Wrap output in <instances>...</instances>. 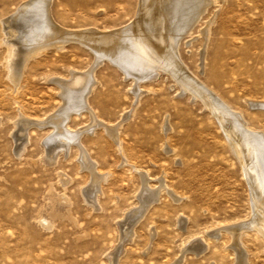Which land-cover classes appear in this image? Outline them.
<instances>
[{"label":"rangeland","instance_id":"1","mask_svg":"<svg viewBox=\"0 0 264 264\" xmlns=\"http://www.w3.org/2000/svg\"><path fill=\"white\" fill-rule=\"evenodd\" d=\"M22 1L0 0V264H111L115 251L112 264H173L178 259L179 264H236L245 252V263L264 264V237L251 227L239 228L253 214L250 185L202 102L182 92L166 70L142 79L143 93L136 100L133 81L117 59L101 58L72 37L59 49L50 45L23 60L13 83L4 42L9 27H2ZM171 1L50 0L49 14L68 30L109 31L138 20L135 27L154 42L150 34L163 22L164 34L181 35L177 52L186 72L240 111L250 127L264 132V107L248 105L264 104V0H215L196 21L185 1ZM11 25L20 42L28 28L22 21ZM97 59L103 60L94 67L96 85L88 104L96 118L118 127L116 136L102 126L81 134L96 172L106 174L92 192L93 174L81 166L78 146L62 137L73 136L67 129L89 127L91 114L71 108L66 118L62 107L78 98L61 97L58 80L68 79L72 69L87 70ZM124 111L131 113L122 119ZM160 182L164 189L158 188ZM144 187L147 194L155 187L160 191L155 188L158 198L137 218ZM44 217L50 226H44Z\"/></svg>","mask_w":264,"mask_h":264},{"label":"bare ground","instance_id":"2","mask_svg":"<svg viewBox=\"0 0 264 264\" xmlns=\"http://www.w3.org/2000/svg\"><path fill=\"white\" fill-rule=\"evenodd\" d=\"M172 1L170 3H172ZM177 1H182V0H177ZM183 1H185V3H187L190 6V8H188V9H190V11L194 13V21H196L195 19H197V17L199 15H201V13L203 11H205L206 7L209 4H211L212 2H215V0H183ZM51 2H50V0H25V1H22V2H20V5L18 4L19 6H17L15 11L13 13L10 12L11 14L3 20L4 25L2 28L6 31V28L8 29V27H9V30L6 31V33H9V36L6 38L4 37V42L7 44V48H8L7 68L10 71L9 76L12 78V79L10 78L11 81L12 80L14 82L18 81L17 79L19 78L18 77L19 66L21 65L23 60L29 61V59H28L29 57H32V56L34 57V55L36 56V54L38 55V53L42 49H44L50 45H52V46L54 45V47L56 46L57 49H59L62 46V42L64 41V39H66L67 37H70V39H71V37L76 38V39H79L80 41L86 43L87 45H89V47L91 49L96 51L98 54L101 53V58H102V55H104V56H109L113 60L117 59L116 61H118L119 65H121L122 69L124 70V73L126 75H129L130 77L129 76L128 77L131 78L133 81V83H132L133 85L130 88H131L134 96L136 97V100H137L139 94L143 93V92H141V89H140L141 87L139 86V82L142 79L147 78V77L152 78L153 76L155 77L156 74H158L160 71H163V70L168 71L172 75V78L174 77V79L178 82L177 84H179L182 92H188L193 99L198 98L202 102L203 106L206 107L209 110V112L217 120V122H218L220 128L222 129V132H223V134H224V136H225V138H226V140H227V142H228V144L232 150V153L238 159L240 166H241V169L243 171V175L245 176V178H246V180H247V182L251 188L250 192H251V204H252L253 214L251 215L252 217L250 219H247L246 221H242L239 228L241 230L242 227H244V226H248V228L251 227V228L255 229L257 232H259L264 237V132L260 131V130H255L252 127H250L247 120L244 118L243 114L240 111L235 110L230 104H228L224 99H222L214 90H212L211 88L206 86V84H204L201 80L196 78V76L190 75L189 72L188 73L186 72V70L182 66L183 62L181 63L182 60L179 57V53L177 52V45L179 42L178 40H179V37L181 35L179 37H174V35H172V34L168 36V35L164 34L163 31H161L162 27H163V30H164V28L166 30V27H164L163 22H162V21L165 22V20H164V18H165L164 14L165 13L164 14L161 13L160 19H161L162 23L159 24V27H158L160 30L158 29L155 32H151V34H150L152 37L155 38V42H154L152 39H150L144 33H140V30H139L140 28L137 29L138 27H135L136 25L137 26L140 25L138 20H136V21H134V23H130L128 25H126L127 24L126 23V24L122 25L123 27L121 26L122 28H117V29L109 30V31H98V30H95L94 28H85V29L82 28V29H76V30H72V29L68 30L66 28L60 27V26H58L59 24L57 25V23L53 22L51 17H50L49 5L51 4ZM154 2L159 3L160 0H154ZM163 2H164V0H163ZM160 3H162V2H160ZM173 4H175V3H173ZM179 4H180V2H179ZM139 5H140V3H139ZM146 5H147V2H146ZM148 5H150V2ZM160 5H158V6L160 7ZM166 5H168V4H166ZM182 5L183 4H181V6ZM139 7H141V5ZM147 7H149V6H147ZM164 7L166 9V6H164ZM170 7H172V6H170ZM150 8H149V10H150ZM138 9H140V8H138ZM162 9H164V8H162ZM168 10H169V8H168ZM161 11L163 12V10H161ZM166 11H164V12H166ZM173 11L175 13V10H173ZM177 13H178V11H177ZM152 14H153V12H152ZM145 15H147V14H145ZM171 17H172V15H171ZM144 18H146V17H144ZM174 19H176V17ZM141 20H143V19H141ZM16 21H20V22L22 21V24L28 28V31H25L22 33V35H20V37H19L20 42L15 40V39L18 40V38H17L18 35H16V29L15 28L13 29V27L11 25ZM131 21L133 22V20H131ZM153 21H154V19H153ZM168 23H169V21H168ZM1 24H2V22H1ZM166 26H167V23H166ZM4 36H7V35H4ZM21 43L23 45H21ZM104 59L106 60L105 57H104ZM101 61H99V59H97L96 62L90 68H88L87 70L85 69L84 71H78V70L74 71L72 69L73 71L71 70V76L68 79L63 78V79L58 80L60 82L62 89H63L61 97H63L65 100L67 98L70 100H72L76 97L78 98L76 103L74 102V103L69 104V105H67V103H66V105L64 107H62L64 114H66L65 115L66 118L69 117L68 116L70 114L69 109H71V108L78 109L77 111L82 110L83 112H86L84 110H87L90 112L89 114H91L92 124H90L89 127L87 126L88 128L87 127L81 128V126H80V129L78 128L76 130H74V129L72 130L71 128L67 129L66 130L67 134H72L73 136L63 135L62 137L64 140L70 139L71 141H73L78 146L79 149L77 151H80V153H78V154H80L81 162L83 164L81 166H85V168L87 167L88 169L91 170V172L93 174V188L91 189L92 192L96 191L98 180L100 178L103 180L105 178L106 174L96 172V169H95L96 163L94 161H92L93 158L91 160L88 158V155H87V153L84 149V146L82 144V141L80 139L81 134L83 132H88V130L93 132V130L96 128V126H99V127L102 126V127L107 129V132L109 131L113 136H116V129L118 127V126H116L117 123L116 124H106L102 120L96 118V116L92 113L93 111L91 110V108L88 104V100H87L88 96H89L90 92L93 90L94 86L96 85V79L94 76V71H95L94 67L97 66V64ZM108 61L110 62V59H108ZM99 65H100V63H99ZM117 67H118V65H117ZM128 68L132 69V70H129ZM122 73H123V71H122ZM147 79L150 80L149 78H147ZM58 81H57V83H59ZM80 84H82L81 87L76 88ZM15 85H16V83H15ZM130 88H129V90H130ZM248 105L251 108H253V107H257V108L262 107L263 108L264 107L263 102L249 101ZM52 113L54 114V112H52ZM130 113H131V111H124L121 115L122 119L129 117ZM73 114H75V113H73ZM20 115H22V114H20ZM19 117H21V116H19ZM32 118L33 117H31V119ZM65 120H67V119H65ZM120 122H122V120ZM34 123H36V122H34ZM34 123L32 125H34ZM166 124H167V122H166ZM29 125H31V124H29ZM29 125H27V126H29ZM23 126L24 125H22V127ZM84 126H86V125H84ZM37 127H39V126H37ZM25 129H27V128L25 127ZM25 133H27V132H25ZM68 142H69V140H68ZM116 143H117L118 150H119V146H120L119 140H117ZM64 144H66V143L61 140V145H64ZM67 149H69V148H67ZM60 152H58V153H60ZM54 155H55V153L50 154L49 159H54ZM122 161L124 163H126L124 160H122ZM124 163H121V164H124ZM131 166L134 169L138 170L134 165L131 164ZM90 170H88V171H90ZM66 179L67 178H64L65 182H66ZM143 180L146 183L145 177ZM162 183L165 184L164 182H162ZM162 183L159 185L158 188L163 186ZM166 187L167 186L165 185V189H166ZM155 188H154L153 192L147 194L148 190H147V188L144 187L143 191L146 192V195H144V197H142V200H143L142 203L143 204H142L141 210L140 211L138 210L139 212L136 214V215H138L137 218L138 217L140 218V216H142L141 214L143 213V210L146 208L147 205H149L151 202H154L153 200H156L155 199L156 193L160 190H158L156 188L158 190L156 192ZM163 189H164V186H163ZM91 190H89V191H91ZM167 191H168V189H167ZM96 195L97 194H95L94 197ZM157 195H158V193H157ZM62 198L64 199V196ZM156 198H158V197H156ZM174 198L179 199V197H177L175 195H174ZM94 200H96V199L92 198L89 201H91V204H94ZM131 208L129 209V211H131ZM134 210H135V208H134ZM129 211L127 210V212H129ZM124 214H126V212ZM134 215H135V213H134ZM133 217H135V216H133ZM133 217H130V218H133ZM41 220H42L44 226L45 225L47 227L50 226L51 222L47 219V217H44ZM135 221H136V219H135ZM137 222H138V219H137ZM132 223H134V222H132ZM232 224L234 225V223H232ZM237 225H239V223ZM245 228L246 227H244V229ZM216 229L218 230V228H216ZM223 229H225V228H223ZM121 231L122 230H120V232ZM228 231H231V228ZM232 231H234V230H232ZM232 231L230 233H232ZM235 231H236V229H235ZM234 234H237V233L234 232ZM121 235H124V234H121ZM232 235H233V233H232ZM239 236H241V235H239ZM122 237H125V236H122ZM198 237H197V239L199 240L200 237L199 238ZM120 239H121V236H120ZM194 239H196V238H194ZM200 240H203V239L201 238ZM237 240H238L237 241V243H238L239 237ZM121 241H120V244H121ZM192 241L195 242V240H192ZM189 243H192L191 240ZM235 243H236V241H235ZM237 243L236 244L233 243V244L235 246H237ZM239 243H241V242H239ZM192 244H194V243H192ZM201 245H204V247H205L206 244H203V242H201ZM116 246H118V245H116ZM189 246L191 247V244ZM193 246L195 248L197 247V245H193ZM185 247H186V245H185ZM240 247H242V246L240 245ZM238 248H239V246H238ZM186 249H188V248H186ZM200 249L201 248H199L198 250H200ZM202 249H203V247H202ZM193 250H195V249H193ZM112 252H113V250H112ZM239 253L241 254V252H239ZM245 253H244V255H245ZM244 255L243 256H242V254L239 255V258L237 260L238 263L236 262V264H243V263L247 264V262L245 263L243 260ZM181 256H183V254ZM115 257H116V251L112 254V257L110 256L111 262L113 261L114 263H116L114 261ZM245 258H246V256L244 257V259ZM178 260L176 262H174L173 264H179ZM245 260H247V259H245Z\"/></svg>","mask_w":264,"mask_h":264}]
</instances>
